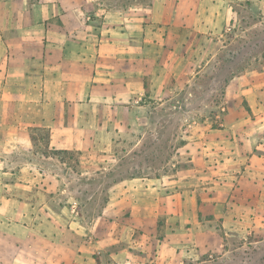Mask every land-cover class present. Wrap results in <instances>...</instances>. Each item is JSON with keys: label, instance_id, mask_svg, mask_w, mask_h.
<instances>
[{"label": "crops", "instance_id": "1", "mask_svg": "<svg viewBox=\"0 0 264 264\" xmlns=\"http://www.w3.org/2000/svg\"><path fill=\"white\" fill-rule=\"evenodd\" d=\"M240 3L264 17V0H0V264H218L202 256L264 241V83L252 77L227 84L225 127L197 150L203 191L179 173L132 176L84 210L69 185L106 176L35 161L76 152L104 173L126 120L167 102L195 41L225 37Z\"/></svg>", "mask_w": 264, "mask_h": 264}, {"label": "rangeland", "instance_id": "2", "mask_svg": "<svg viewBox=\"0 0 264 264\" xmlns=\"http://www.w3.org/2000/svg\"><path fill=\"white\" fill-rule=\"evenodd\" d=\"M114 1L126 6L148 0ZM236 10L239 16L225 37L195 41L194 45L199 49L190 51L186 57L187 69L182 81L178 84L176 79L172 80L163 96L167 102L147 103L142 117L137 121L126 120L121 132L113 137L116 160L109 163L104 173L86 162L81 164L85 157L76 152L59 154L58 158L65 165H55L49 159H35L42 167L52 168L51 171L59 175L76 177L87 172L84 177L106 176L104 183L91 179L84 182L75 180L69 185L70 190L75 191L78 207L98 210L108 198V187L114 181L132 176L166 173L177 177L179 173L187 191L200 192L210 186L204 179H199L195 161L197 150L202 146L207 148L211 133L225 127L224 116L229 112L227 84L232 80L240 81L243 76L264 83V17H258L243 3ZM235 83L231 87L234 88ZM260 97L264 98V84ZM242 105L247 108L246 102ZM38 138L47 140V133L40 132ZM18 160L19 156H16L12 161ZM20 192L24 195L23 191ZM218 234L225 243L228 242V235L224 232ZM230 241L233 247L247 242L238 236L230 237ZM228 248L229 244L225 245V252ZM225 252L210 251L202 259L218 264H264V241L259 246L245 245L231 254Z\"/></svg>", "mask_w": 264, "mask_h": 264}, {"label": "trees", "instance_id": "3", "mask_svg": "<svg viewBox=\"0 0 264 264\" xmlns=\"http://www.w3.org/2000/svg\"><path fill=\"white\" fill-rule=\"evenodd\" d=\"M66 153V152H65Z\"/></svg>", "mask_w": 264, "mask_h": 264}]
</instances>
